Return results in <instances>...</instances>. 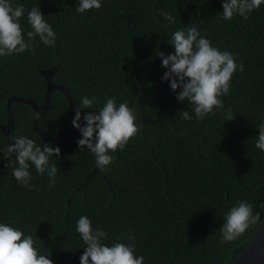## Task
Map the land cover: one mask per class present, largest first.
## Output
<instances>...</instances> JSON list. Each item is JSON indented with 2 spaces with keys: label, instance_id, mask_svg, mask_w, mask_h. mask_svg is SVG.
I'll list each match as a JSON object with an SVG mask.
<instances>
[{
  "label": "trees",
  "instance_id": "obj_1",
  "mask_svg": "<svg viewBox=\"0 0 264 264\" xmlns=\"http://www.w3.org/2000/svg\"><path fill=\"white\" fill-rule=\"evenodd\" d=\"M10 2L25 8L26 40L33 6L57 39L49 47L37 37L35 52L0 57V223L32 235L53 264H80L85 245L76 226L85 215L109 246L134 235L144 264H229L258 224L222 242L225 214L240 201L261 219L264 213V151L256 148L264 122V4L246 20L225 21L224 0H101L85 13L76 11L79 0ZM193 24L244 65L222 97L224 109L199 121L182 118L186 110L194 117L193 106L162 79L167 69L158 55L174 53L172 34ZM84 96L96 103L82 117L112 96L138 114L141 131L109 153L115 160L103 171L78 147L81 133L71 123ZM229 108L232 120L225 119ZM21 135L60 148L50 157L59 169L54 185L31 164L30 187L13 176L4 152Z\"/></svg>",
  "mask_w": 264,
  "mask_h": 264
},
{
  "label": "clouds",
  "instance_id": "obj_2",
  "mask_svg": "<svg viewBox=\"0 0 264 264\" xmlns=\"http://www.w3.org/2000/svg\"><path fill=\"white\" fill-rule=\"evenodd\" d=\"M264 0H224L222 3V18L232 20L236 15L245 20L258 9ZM101 0H79V13L91 9H99ZM25 8L10 0H0V57L21 54L26 51L35 52L33 43L38 37L46 46L52 47L57 39V33L46 22L40 7L33 6L27 14L31 31L27 32L20 24ZM161 15L168 22L175 23V17L161 10ZM174 53L159 52L161 67L167 69L162 79L170 82V88L176 92L180 102L187 100L193 107V115L188 110L181 113L185 120H203L209 115L215 116V110L224 109L223 96L228 95L234 73L244 71L243 63L236 62V55L222 51L214 46L205 36L201 35L196 25L177 30L172 34ZM179 89V92L177 90ZM116 97L107 98L104 106L95 112L81 115V109H93L96 98L82 97L80 107L75 109L72 126L79 130L81 138L77 140L78 147H85L95 156L97 167L103 171L114 162L115 157L109 153L123 151L128 142L141 131L138 114L125 101L117 105ZM225 119L232 120V110L229 108ZM83 119V125L80 121ZM259 136L256 148L264 151V122L258 126ZM15 154V159H10ZM60 148L50 143L43 146L26 136L14 138L4 152V158L9 160L15 179L25 188L30 187V164L43 175L47 172L49 186L56 183L59 171L56 164L50 162V157H59ZM221 228L222 242H233L242 236L251 225L264 224L261 212L253 213V205L240 201L224 216ZM76 231L85 245V251L80 256V264H144V257H137L134 252L136 245L132 243L134 235L128 237L129 243L115 242L111 246L104 243L108 238L102 228H94L88 216H81L77 222ZM119 240V238H117ZM0 264H53L48 254H40L35 247L32 235L25 233L6 223H0Z\"/></svg>",
  "mask_w": 264,
  "mask_h": 264
},
{
  "label": "water",
  "instance_id": "obj_3",
  "mask_svg": "<svg viewBox=\"0 0 264 264\" xmlns=\"http://www.w3.org/2000/svg\"><path fill=\"white\" fill-rule=\"evenodd\" d=\"M51 87L49 84V89ZM229 264H264V224L258 223L246 246L237 252Z\"/></svg>",
  "mask_w": 264,
  "mask_h": 264
}]
</instances>
